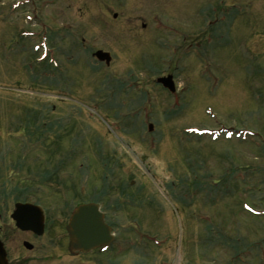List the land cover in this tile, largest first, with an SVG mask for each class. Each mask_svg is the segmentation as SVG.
<instances>
[{"label": "rangeland", "instance_id": "1", "mask_svg": "<svg viewBox=\"0 0 264 264\" xmlns=\"http://www.w3.org/2000/svg\"><path fill=\"white\" fill-rule=\"evenodd\" d=\"M88 201L115 240L71 255ZM0 239L8 264H264V0H0Z\"/></svg>", "mask_w": 264, "mask_h": 264}, {"label": "water", "instance_id": "2", "mask_svg": "<svg viewBox=\"0 0 264 264\" xmlns=\"http://www.w3.org/2000/svg\"><path fill=\"white\" fill-rule=\"evenodd\" d=\"M95 55L100 60L110 63L111 55L108 52L99 50ZM171 91H175L176 86L172 75L158 78ZM153 130V125H149ZM16 226L22 231H32L37 235H42L45 230L44 211L40 205L31 202H17L11 214ZM69 235L68 250L71 255L79 252H90L101 246L110 244L114 240L111 226L106 223L104 213L95 202H88L79 205L71 214L66 225ZM24 246L33 248V244L25 241ZM0 264H8L7 250L0 239Z\"/></svg>", "mask_w": 264, "mask_h": 264}, {"label": "flooded vegetation", "instance_id": "3", "mask_svg": "<svg viewBox=\"0 0 264 264\" xmlns=\"http://www.w3.org/2000/svg\"><path fill=\"white\" fill-rule=\"evenodd\" d=\"M33 249V248H32Z\"/></svg>", "mask_w": 264, "mask_h": 264}]
</instances>
